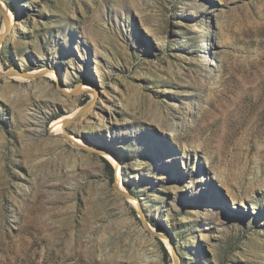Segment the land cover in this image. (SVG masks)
<instances>
[{
    "label": "rangeland",
    "instance_id": "1",
    "mask_svg": "<svg viewBox=\"0 0 264 264\" xmlns=\"http://www.w3.org/2000/svg\"><path fill=\"white\" fill-rule=\"evenodd\" d=\"M6 20L0 264H264V0H0Z\"/></svg>",
    "mask_w": 264,
    "mask_h": 264
},
{
    "label": "bare ground",
    "instance_id": "2",
    "mask_svg": "<svg viewBox=\"0 0 264 264\" xmlns=\"http://www.w3.org/2000/svg\"><path fill=\"white\" fill-rule=\"evenodd\" d=\"M7 19V18H5ZM12 26V24H9L8 21L6 20V24L4 25V28H3V32L1 35H5L6 32H8V30L10 29V27ZM1 40V39H0ZM33 72V73H32ZM31 74H34L35 71H32ZM28 77V76H27ZM87 88L86 85L82 86V89H85ZM90 89V88H89ZM80 91V90H79ZM92 97L94 98V96L96 97L95 95V90L92 89ZM85 114V109L83 108H78L76 109L72 114H70L69 116H66V117H63L61 118L60 120L56 121L53 126H52V131L56 134V135H59V136H62V135H65V131L63 129L64 127V123L66 122V119H70V118H73L74 120H81L82 117L84 116ZM72 141V143L74 144H85L84 141L82 139H79L78 137H73L72 136V139H70ZM112 160L113 162L117 165V167L120 166V162L115 158V157H112ZM119 181V180H118ZM120 184V183H119Z\"/></svg>",
    "mask_w": 264,
    "mask_h": 264
},
{
    "label": "water",
    "instance_id": "3",
    "mask_svg": "<svg viewBox=\"0 0 264 264\" xmlns=\"http://www.w3.org/2000/svg\"><path fill=\"white\" fill-rule=\"evenodd\" d=\"M0 35H1V34H0ZM0 39H2L1 36H0ZM27 75H28V74L23 73V76H27ZM70 122H72L71 119L66 120L65 125H67V124L70 123ZM66 135H67V134H66ZM67 137H68V135H67Z\"/></svg>",
    "mask_w": 264,
    "mask_h": 264
},
{
    "label": "trees",
    "instance_id": "4",
    "mask_svg": "<svg viewBox=\"0 0 264 264\" xmlns=\"http://www.w3.org/2000/svg\"><path fill=\"white\" fill-rule=\"evenodd\" d=\"M163 252H164V255H167V252H166V250H165V249L163 250Z\"/></svg>",
    "mask_w": 264,
    "mask_h": 264
}]
</instances>
